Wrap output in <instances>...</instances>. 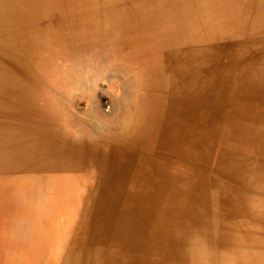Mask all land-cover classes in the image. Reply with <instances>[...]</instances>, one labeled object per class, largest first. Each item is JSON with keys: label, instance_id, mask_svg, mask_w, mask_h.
I'll return each instance as SVG.
<instances>
[{"label": "bare ground", "instance_id": "1", "mask_svg": "<svg viewBox=\"0 0 264 264\" xmlns=\"http://www.w3.org/2000/svg\"><path fill=\"white\" fill-rule=\"evenodd\" d=\"M106 74L133 110L73 105ZM0 89L1 204L47 189L56 264H264V0H0ZM19 137L42 177L8 174Z\"/></svg>", "mask_w": 264, "mask_h": 264}, {"label": "rangeland", "instance_id": "2", "mask_svg": "<svg viewBox=\"0 0 264 264\" xmlns=\"http://www.w3.org/2000/svg\"><path fill=\"white\" fill-rule=\"evenodd\" d=\"M198 2L203 3V0H198ZM160 17V12L157 11V13H154L151 20L158 21ZM98 22L100 25H102V20L101 22ZM143 25L145 30L144 33L147 34L150 31L152 34V39L150 40V42L152 44H158L154 41V37L157 34V39L159 38V36L162 34V31H164V26H161L159 22H150V20H145ZM195 29L198 31L197 25H195ZM106 45L111 49L112 47L118 48L117 45H113L112 43ZM82 76L83 78H85L88 75L84 74ZM107 76L109 75L106 74L105 77L96 79L97 85L95 86L93 94H84L82 96H79V98L78 96H75V94L72 95V93L74 92L70 91L71 88L69 89V91L65 89V86H63L62 88H55V83L53 81L50 82L48 80H40L34 84L38 87V93L41 95V98L43 94L46 97H49L51 92H53L51 93V95L60 92L58 91V89L64 90L67 93H71L72 96H70V99L73 100V105H76V107H78L81 111H84L89 105L94 109V101L97 99V96H99L98 99L100 100L101 109L103 111L102 114H104V116L106 117L113 116V111L114 109H116L119 102L121 103V105L127 107L128 109L133 110L138 100L141 98V94L142 96L144 95V91L140 89L139 79L137 77L135 78L136 85H134L129 80V77L131 75L128 74L122 75L121 77L114 76L111 78H108ZM122 82H126V84H122ZM2 90L3 89H0V92ZM25 90L26 87L24 85V91ZM123 93L127 95L125 101H122L121 96L123 95ZM55 96H57V94ZM62 97L61 100H64L65 97ZM71 100L69 101V103H71ZM92 115L94 114L92 113ZM35 128L38 129V126H36ZM41 133L45 134V132L42 131ZM27 141L30 142L29 139ZM15 144L16 148H19L17 150L16 157H19L21 162L19 166H10V172H12V174L16 173L28 176H41V174L46 173V170H49L40 162L36 163L38 164V167L40 166L39 168L34 167V169H30L21 166L23 165L22 163H24V158H26V156L28 155L27 152H25L27 147H24L26 143H24L23 140L19 137L17 138V140H15ZM82 144L92 145L90 141H84ZM66 154L69 155L67 151ZM73 156L69 155L68 158L71 159ZM79 164L77 169L74 171H76V173L86 172L87 161L85 160ZM97 166H101V168L97 169L98 179V177H100V174L102 175L104 168L103 164H101L100 162ZM29 193L30 192H17V195H13L14 200L12 202V207L6 210L4 208H1L0 264H56L62 250L64 249L67 239L71 237L68 230H66L65 222H71L73 219L67 218L65 216L62 217L57 215L52 217L49 215V209L51 207L48 206L49 204L43 201V197L44 199L46 198V195L44 196V194L47 193V189H43L42 186H40V189L39 187L36 188L33 192H31V196L33 197L32 201H28L27 199ZM36 197L38 199H35ZM69 226L71 227V224Z\"/></svg>", "mask_w": 264, "mask_h": 264}, {"label": "crops", "instance_id": "3", "mask_svg": "<svg viewBox=\"0 0 264 264\" xmlns=\"http://www.w3.org/2000/svg\"><path fill=\"white\" fill-rule=\"evenodd\" d=\"M11 173L12 172H9L8 174H10L11 175ZM17 192H22V193H28L29 191L26 189H21L20 191L18 190V189H16V188H14V189H12V191H9L8 192V194L6 195L7 197H9L10 199H11V203L8 205V206H4V205H2L1 204V198H0V215H1V208H4L5 210L6 209H10L11 207H12V202H13V200H14V197H13V195H17ZM32 196H31V192L29 193V195H28V197H27V199H28V201H32ZM35 199H38L37 197L35 198Z\"/></svg>", "mask_w": 264, "mask_h": 264}]
</instances>
